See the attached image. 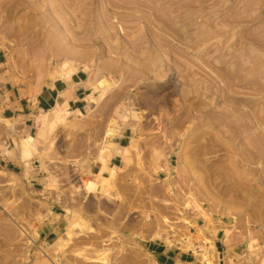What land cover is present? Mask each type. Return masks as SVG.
I'll return each mask as SVG.
<instances>
[{
	"label": "rangeland",
	"instance_id": "1",
	"mask_svg": "<svg viewBox=\"0 0 264 264\" xmlns=\"http://www.w3.org/2000/svg\"><path fill=\"white\" fill-rule=\"evenodd\" d=\"M79 71L82 114L6 112ZM154 244L264 264V0H0V264Z\"/></svg>",
	"mask_w": 264,
	"mask_h": 264
},
{
	"label": "crops",
	"instance_id": "2",
	"mask_svg": "<svg viewBox=\"0 0 264 264\" xmlns=\"http://www.w3.org/2000/svg\"><path fill=\"white\" fill-rule=\"evenodd\" d=\"M83 76L84 73L79 71L74 73L68 80L56 79L44 85L37 93L32 105L22 101H13L9 97L11 107L7 108L6 112L13 119L19 121L20 124L26 126L31 122L33 113L39 114L49 111L56 106H60L75 115L82 114L85 110L86 98L90 95V89L84 86ZM1 97L4 98V94H1ZM128 134L129 132L125 130L116 139V151L126 147ZM117 162H120V156L114 153L110 160V168L111 165L116 167ZM150 252L157 264H188L192 260L190 253L167 249L160 244H154Z\"/></svg>",
	"mask_w": 264,
	"mask_h": 264
},
{
	"label": "bare ground",
	"instance_id": "3",
	"mask_svg": "<svg viewBox=\"0 0 264 264\" xmlns=\"http://www.w3.org/2000/svg\"><path fill=\"white\" fill-rule=\"evenodd\" d=\"M60 112H61V110H60ZM59 114H61V113H59V111H58V112L55 111V118H56V120H58V119L61 120L60 117H59V116H60ZM61 116H62V115H61ZM111 175H112V173H111ZM199 257H200V256H199ZM200 258H201V257H200Z\"/></svg>",
	"mask_w": 264,
	"mask_h": 264
}]
</instances>
